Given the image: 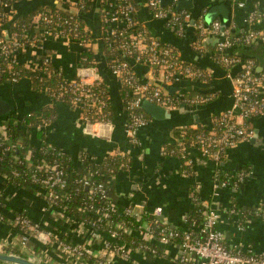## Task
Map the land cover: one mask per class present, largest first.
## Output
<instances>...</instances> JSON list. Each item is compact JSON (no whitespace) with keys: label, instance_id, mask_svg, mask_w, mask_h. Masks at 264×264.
I'll return each instance as SVG.
<instances>
[{"label":"built area","instance_id":"built-area-1","mask_svg":"<svg viewBox=\"0 0 264 264\" xmlns=\"http://www.w3.org/2000/svg\"><path fill=\"white\" fill-rule=\"evenodd\" d=\"M12 0H0V9L9 10L6 16L8 21H13ZM59 3H67L69 0H56ZM79 6L84 7V0H80ZM162 6L161 0H146L145 7L155 20L165 22L178 36H183L186 29L193 26L204 43L209 37L216 38L215 64L222 69L225 77L232 84V107L213 118V126L210 130L199 131L195 134V141L191 145L196 147L201 156L219 165L227 151L243 140L251 136L248 121L264 113V74L257 77L253 73L254 61L244 59L240 55H231L234 48L249 46L255 40L264 41V32L251 29L242 36H235L230 27H225L218 20L207 25L204 21V13L193 16L190 10L178 11L175 3ZM236 1V0H235ZM237 6L244 8L245 2L236 1ZM101 10L103 33L101 39L108 49L125 56L124 61L113 60L108 68L117 79L119 86L127 89V103L125 113L129 120L126 122V132L131 135V141L138 144V131L149 123V119L137 112L142 108L143 101H149L168 110L186 104L189 106L202 105L215 99L214 93L189 95L184 89H178L173 94L162 87L150 82L141 81L133 68V64L148 67L153 76V81H163L168 85H179L183 81H194L206 84L213 79L214 72L210 69H202L198 66L183 61L175 48L161 42L144 27L136 17L137 8L132 0H106ZM205 12V11H204ZM249 25H255L264 21V11L257 9L249 11L246 16ZM6 27V26H5ZM4 27V36H0V85L4 82L18 83L24 77L17 66L26 69L38 70L44 78L59 77L55 87L45 91L54 103H66L78 108L82 112V121L89 125L96 123L108 124L111 121H93L89 113L103 114V108L107 104V87L97 64L83 66L76 79L65 78L61 69L53 64L48 54L40 55L35 65L26 66L21 63V58L26 51L39 47L49 39L74 42L85 50L91 49L95 38L76 14L69 12L67 15L60 9L52 11L46 9L35 15L30 26L22 25L19 30L10 32ZM200 48V47H199ZM83 56L80 60H85ZM238 70L234 73L235 70ZM7 73V78L1 77ZM8 119L0 123V175L7 179L8 183L22 177L17 169L5 167L1 161L4 153L22 151L23 157L14 156V162L25 165L28 168V180L24 184L39 191L46 201L45 211H61L73 222L83 234L81 243H72L64 237H55L39 222L33 221L26 213H19L10 219L0 212V221L10 224L16 231L13 241L0 240V253L14 254L25 257L38 264H58L49 257L47 250L37 253L31 246V241L44 246H54L58 255L64 260L62 264H120L119 261H131L135 252L158 255L162 248L172 247L175 255L173 264H264V251H254L249 246L229 247L225 241V233L219 228V214L216 210L207 207L204 223L198 228L193 222L192 227L186 224L172 226L162 219L163 208L155 207L149 211L144 204H129L123 209L115 206L111 200V191L105 181V177L114 174L112 170L104 171V160L97 159L88 153L81 155V161L85 166L84 172L77 180L80 188L90 192V203L74 207L70 212L67 206L71 199L68 192V182L65 170L56 161L50 162L43 159L39 151L38 160L31 161L24 149L23 135L16 141H12L6 127ZM22 122V121H21ZM20 120L13 122L15 130H19ZM43 147V146H42ZM42 149V148H41ZM40 149V150H41ZM61 153H63L60 150ZM57 152V154H61ZM164 156H188L187 148L165 151ZM109 155V154H108ZM112 156L127 158L122 151L112 153ZM90 162L85 165V161ZM127 161L128 158H127ZM187 167L193 168V161L186 158ZM98 167L95 169L93 167ZM127 163L120 165L126 168ZM217 169L214 176L213 195L217 197L220 190L225 187H238L249 176L248 171L242 170L233 176L226 174L228 179L220 180ZM194 173V172H193ZM184 174L189 173L184 171ZM98 175L99 181L94 179ZM14 185V184H13ZM18 186V185H16ZM106 205L95 208L92 204L96 199ZM0 194V206H3ZM74 212L92 214L97 217L91 224L82 218H77ZM114 214H124L130 219L114 222L110 218ZM225 214L231 219L241 214L235 203L225 210ZM257 217L264 218V205L255 209L253 213ZM106 220L110 228L104 230L99 223ZM186 223V220L185 222ZM242 226V225H241ZM243 227V226H242ZM125 236H133L138 241L129 242ZM92 242V243H90ZM96 244L101 246L100 251H93ZM162 247V248H161ZM10 248L15 252H7ZM160 248V249H159ZM165 252H168L165 249ZM0 264H12L0 261Z\"/></svg>","mask_w":264,"mask_h":264},{"label":"crops","instance_id":"crops-1","mask_svg":"<svg viewBox=\"0 0 264 264\" xmlns=\"http://www.w3.org/2000/svg\"><path fill=\"white\" fill-rule=\"evenodd\" d=\"M86 1L91 2L90 8L86 6L87 2H84V7L79 6L80 0H69L67 3H59L56 0H15L12 5V19L19 17V19H31L32 22L37 13L46 10L45 7L64 8L77 15L95 38L92 48L88 50L93 51L95 63L99 66L107 87L112 111L111 122L88 126L82 121L80 109L66 103L53 104L45 90L36 89L32 80L24 77L18 83L4 82L0 85V96L13 106L10 115L0 117V123L9 119L12 114H16L15 121L21 122L26 113L40 111L44 107L53 105L56 108V115L47 126L45 140L38 138L36 128L29 130L22 122L20 129L15 130L19 139L21 134L23 139L26 134H29L28 140L32 148L26 152L32 162L34 157L37 158V153L35 151L34 155L33 149L43 148L49 144L66 154L71 160L73 170L81 174L85 170L81 161L83 153L104 160L108 154L122 151L129 160V166L105 177L115 206L123 209L129 204H144L149 211L161 206L162 219L172 226H180L185 224L189 212L196 206V200L199 199L200 204L218 212L219 228L225 233V241L229 247L249 246L254 251H264V218L252 214L255 209L264 205V113L248 121L250 138L231 147L219 165L203 158L196 147L190 146L187 151L193 161L194 173L186 175L183 169L185 163L180 156L162 154L164 147L180 143L188 128L200 126L210 130L213 126V118L232 107L231 81L215 64L216 38L209 37L202 45H199L198 34L193 26L187 28L183 36H178L165 25L164 21L152 18L145 7L146 0H136L138 4L136 17L153 36L175 48L179 57L186 63L214 72L210 82L201 84L183 81L175 85L178 88L171 94L178 89H184L187 92L191 91V95L214 93L215 99L207 104L193 105L191 108L180 109L179 106L175 109L176 111L173 110L172 115L162 117L153 116L143 105L142 109L148 114L149 123L138 131L139 143L134 144L125 128L127 115L121 87L111 74L104 55L105 45L101 39L104 29L101 10L106 0ZM213 1H231L229 27L233 35L242 36L251 29L264 32V21H259L255 25H249L246 21L247 14L255 6L264 11V0H239L245 2L244 8L237 6V0H195L194 8L188 10L193 16H198L202 8L204 6L208 8ZM216 20L221 19L218 17L214 21ZM247 47L242 54L245 58L254 61L253 73L260 77L264 74V41L255 40ZM237 49L239 48L236 47L230 52L233 53ZM84 51L85 49L77 43L49 39L39 47L26 51L21 58V63L30 67L36 64L40 55L48 54L55 67L63 71L65 78L73 80L79 75L80 57ZM238 55L243 58L240 53ZM133 68L141 81H153L152 72L148 67L133 64ZM237 71L236 69L234 73ZM218 168L233 176L246 170L249 176L238 187L222 188L220 194L214 197V176ZM0 194L4 203L0 206V212L6 217L12 219L19 213H26L55 237H64L72 243L83 241V234L67 215L61 211H45L46 201L43 195L29 184L16 186L8 183L7 179L0 175ZM232 203H235L242 213H246L230 219L225 214V210ZM247 214L248 216L245 217ZM16 234L17 231L10 224L0 221V240L13 241ZM37 244L41 246L42 251H48L53 261L62 264L63 259L54 246L46 247L40 243ZM92 245H94L93 251H100L102 248L96 244ZM31 246L33 247L32 243ZM165 249L168 252H165ZM165 249L162 248L161 255L135 252L131 261L117 260V262L120 264H173L171 259L175 255L174 249L172 247Z\"/></svg>","mask_w":264,"mask_h":264},{"label":"trees","instance_id":"trees-1","mask_svg":"<svg viewBox=\"0 0 264 264\" xmlns=\"http://www.w3.org/2000/svg\"><path fill=\"white\" fill-rule=\"evenodd\" d=\"M15 2V0L11 1V4L13 5ZM84 2H87L86 6L88 8H90V3L89 1L84 0ZM133 4L135 5V7L137 8L138 4L136 2V0H132ZM205 8H207V6H204L202 8V12L205 11ZM44 9H50L52 11H55L56 9H58L57 7H45ZM9 10L6 9H0V36H4V27L8 26V31L13 32L16 30L20 29V26L22 25H27L30 26L31 24V19H19V17H15L13 21H8L6 16L8 14ZM60 12L67 15L69 12L67 11V9H60ZM198 36H197V43L199 45H202L203 43H201V37L199 36V33L197 32ZM250 46V45H249ZM239 49H237V51L235 50L233 53H231V55H238L239 53L243 56L244 59H247L244 57V55L242 54V52H244V49L248 48L247 46H242V47H238ZM239 50V51H238ZM106 61L108 63V65H111L113 63V60H118V61H124L126 58L124 55L116 52V51H112L111 49L107 48V45H105V52H104ZM82 56L84 58H86L85 60H81L80 63L83 66H93L95 65V58H94V53L92 50H85L82 53ZM214 59H216V55L214 56ZM18 69L21 71V75L23 77H27L30 78L33 82V85L35 86L36 89H40L42 90H46L47 88H52L55 87L56 84L58 83V80L60 79L59 77L56 76H51L49 78H44L43 76H41L39 74L38 70H31V69H26L23 66H17ZM5 78H7V73H5L4 76L1 77V80H4ZM121 95H122V100H123V104H124V109H126V103H127V89L122 87L121 89ZM191 91H188V94L191 95L190 93ZM107 98H108V94H107ZM137 112L142 113L145 117H147L149 119L148 114L142 109L140 108ZM55 115H56V108L51 105V106H47L42 108L40 111H33V112H29L26 113L23 116L22 119V123L24 124L25 127H27L29 130H31L32 128H36L37 129V135L39 139L45 140L46 135H47V126L48 124H50L54 119H55ZM90 117L92 118L93 121H101V120H107V121H111L112 120V111L110 108V103L109 100H107V104L106 106L103 108V114H96L95 112H90L89 113ZM16 114H12L7 122V129L8 132L10 134V138L11 140L14 142L17 140V136L18 134L15 131V128L13 127V122L16 119ZM129 120V115L127 116V121ZM206 131L207 129L203 128V127H197V128H188L186 131V134L184 136V139L180 142V143H175V144H171L169 146L164 147L165 151H170V150H178L181 149L182 147L185 148H189L193 142L195 141V134L198 133L199 131ZM29 134L24 137L23 139V145H24V149L25 151L29 150L32 148L30 142H29ZM3 148H0V153L2 152ZM41 148H34V155H35V151L37 153V151H39L40 155H42L43 159H45L46 161H50L53 163V161H56V163L60 166H62L65 170L66 173V178H67V182H68V192L71 194V199L69 200V202L67 204H64V206H67L68 210L70 212L74 211V207L76 206H81V205H86L90 203V192L85 189V188H80L77 180H79V178L81 177L80 174H77L75 172V170H73V166L71 163V160L69 159V157L60 152V149L54 147V146H50L49 144H46L41 150ZM24 152V150H23ZM23 152L22 151H15L14 153H4L3 156V160L1 161V163L11 169V167L13 169H17L18 171L21 172L22 177L15 180V181H10L11 184L14 185H18V186H23L24 182L26 180H28V168L25 165H19L17 163L14 162V156H18L23 157ZM57 152L61 153V154H57ZM33 155V157H34ZM178 156V155H177ZM189 156V155H188ZM188 156H186V158H188ZM225 157V156H224ZM224 157H222L221 162L224 160ZM36 159V157H34ZM186 158H181L183 160L184 163H186ZM127 163L126 168L129 166V161H127V158H119L116 156H112V155H108L104 161L102 163H105L104 166V171L107 172L108 170H112L113 173H116L117 171H119V169H121L120 165L122 163ZM85 165H89L90 166V162L88 160L85 161ZM99 166L97 167H93L95 169H98ZM184 171L186 170L187 173L189 174H193L194 170L193 168H189L187 167L186 164H184L183 167ZM227 173L225 172H220L219 173V179L220 180H226L228 179V177L226 176ZM94 179L96 181H99V177L98 175L94 176ZM96 199L93 202V206L95 208L106 205L103 204V201H100L97 197L95 196ZM196 200V199H195ZM239 209V207H238ZM73 210V211H72ZM240 210V209H239ZM207 211V207H205L203 204H200L199 199L196 200V206L189 212L188 217L186 218V227H190V228H194L192 227L193 222L195 223V227H200L203 223H204V214ZM240 212L242 213V211L240 210ZM77 218H82V219H86L90 224L92 222H94L96 220L95 217L92 216V214H87V213H82V212H74ZM244 213V212H243ZM242 213V214H243ZM246 213V212H245ZM244 213V214H245ZM243 214V215H244ZM250 214V212L248 213ZM245 215L246 216H248ZM112 221L114 222H121V221H127L130 218L125 216L124 214H114L111 218ZM243 219V218H242ZM102 226V228L104 230H107L110 228V225H107L106 220L102 219L99 222ZM125 239L128 240L129 242H131L132 240H134V242L137 243V239L133 236H125ZM33 245V249L34 251H36L37 253H39L40 251H42V248L39 244L34 243L33 241L31 242ZM50 247V246H48ZM160 249V248H159ZM7 252H15L10 248L6 249ZM161 255V251H159V254Z\"/></svg>","mask_w":264,"mask_h":264},{"label":"water","instance_id":"water-1","mask_svg":"<svg viewBox=\"0 0 264 264\" xmlns=\"http://www.w3.org/2000/svg\"><path fill=\"white\" fill-rule=\"evenodd\" d=\"M174 3V0H161L162 6H169ZM195 0H178L175 3V8L178 11L188 10L194 8ZM231 1H213L209 4L205 14L204 21L207 25H210L215 19L220 17V22L223 26L229 27L231 22ZM153 83L152 80L149 81ZM156 86L162 87L167 90L169 93H172L176 88L175 85L165 84L163 81L154 82ZM144 107L155 117H162L163 115L170 116L174 112L173 110H168L164 107L151 103L149 101H143L142 106ZM192 106L183 104L180 106V109L191 108ZM13 106L8 103L2 96H0V117L4 115H10L12 112ZM179 109V110H180ZM176 111V110H175ZM0 261L12 263V264H38L34 261H31L25 257H20L14 254H4L0 253Z\"/></svg>","mask_w":264,"mask_h":264}]
</instances>
